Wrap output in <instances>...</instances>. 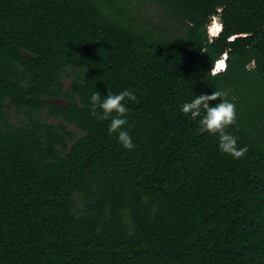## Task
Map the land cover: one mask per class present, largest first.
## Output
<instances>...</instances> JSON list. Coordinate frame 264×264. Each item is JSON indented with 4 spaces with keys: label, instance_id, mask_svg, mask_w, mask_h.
I'll list each match as a JSON object with an SVG mask.
<instances>
[{
    "label": "trees",
    "instance_id": "obj_1",
    "mask_svg": "<svg viewBox=\"0 0 264 264\" xmlns=\"http://www.w3.org/2000/svg\"><path fill=\"white\" fill-rule=\"evenodd\" d=\"M155 1L182 32L122 0H0V264H264V0ZM124 89L131 151L90 114ZM217 90L241 159L180 109Z\"/></svg>",
    "mask_w": 264,
    "mask_h": 264
},
{
    "label": "clouds",
    "instance_id": "obj_2",
    "mask_svg": "<svg viewBox=\"0 0 264 264\" xmlns=\"http://www.w3.org/2000/svg\"><path fill=\"white\" fill-rule=\"evenodd\" d=\"M212 37L216 36L212 35ZM213 67H215L217 73L226 71L228 67L227 56L226 62L221 59L215 62ZM212 73L217 74L214 73V68ZM227 95L223 90L213 91L210 95L201 94L195 96L190 102L183 103L180 109L185 115H190L193 120L199 118L200 133L219 135L218 147L222 153L231 156L233 159H241L248 152V146L238 147L237 138L225 132V129L235 124L237 120L236 106L225 98ZM126 98L135 101L136 95L129 89H124L118 94L108 92L106 97H102L99 92H95L90 97V114L100 121L110 120L109 135L117 133L118 142L124 149L131 151L136 145L133 143L129 132L122 130L127 123L124 117L129 111L123 103ZM218 98L221 102L215 106H210V102ZM113 113L116 115H113Z\"/></svg>",
    "mask_w": 264,
    "mask_h": 264
},
{
    "label": "rangeland",
    "instance_id": "obj_3",
    "mask_svg": "<svg viewBox=\"0 0 264 264\" xmlns=\"http://www.w3.org/2000/svg\"><path fill=\"white\" fill-rule=\"evenodd\" d=\"M118 1V0H115ZM125 5L127 11H129L133 17L135 18L136 22L151 28V29H159L161 32L166 34H176L178 32H182V27L179 22L174 20L171 16L166 14L160 6L157 4L155 0H122ZM221 20L219 17H215L212 20V24L209 28L210 35H219L221 29L220 26ZM219 30V31H218ZM66 87H69L70 81L65 80ZM49 101L57 106L63 107L67 104L68 101L64 99H57V98H50ZM10 116L13 119V122H17V118L14 115L13 111L9 112ZM45 120L48 123L58 124L59 121L49 117L46 114H43ZM72 131L74 135V139H78L83 135V132L79 131L74 127L68 128ZM72 142H69L71 144Z\"/></svg>",
    "mask_w": 264,
    "mask_h": 264
},
{
    "label": "built area",
    "instance_id": "obj_4",
    "mask_svg": "<svg viewBox=\"0 0 264 264\" xmlns=\"http://www.w3.org/2000/svg\"><path fill=\"white\" fill-rule=\"evenodd\" d=\"M222 59L225 60V62H226V55H224V57ZM214 73H217V70L215 69V67H214Z\"/></svg>",
    "mask_w": 264,
    "mask_h": 264
},
{
    "label": "bare ground",
    "instance_id": "obj_5",
    "mask_svg": "<svg viewBox=\"0 0 264 264\" xmlns=\"http://www.w3.org/2000/svg\"><path fill=\"white\" fill-rule=\"evenodd\" d=\"M219 27V29H221L222 30V25L220 24V26H218ZM219 31V30H218ZM217 36V35H216ZM68 128V127H67Z\"/></svg>",
    "mask_w": 264,
    "mask_h": 264
}]
</instances>
